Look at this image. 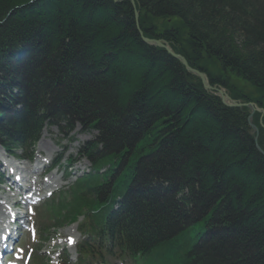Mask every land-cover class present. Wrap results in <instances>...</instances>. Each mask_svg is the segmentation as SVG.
<instances>
[{
  "label": "trees",
  "instance_id": "trees-1",
  "mask_svg": "<svg viewBox=\"0 0 264 264\" xmlns=\"http://www.w3.org/2000/svg\"><path fill=\"white\" fill-rule=\"evenodd\" d=\"M134 3L145 38L211 86L250 84L264 109V0ZM247 111L143 43L128 0H0L2 147L28 156L44 124L96 133L90 173L43 207L58 226L82 218L84 259L264 264V128Z\"/></svg>",
  "mask_w": 264,
  "mask_h": 264
},
{
  "label": "rangeland",
  "instance_id": "rangeland-1",
  "mask_svg": "<svg viewBox=\"0 0 264 264\" xmlns=\"http://www.w3.org/2000/svg\"><path fill=\"white\" fill-rule=\"evenodd\" d=\"M149 23H155L158 28L164 29L166 26H172L174 25V22L168 21L167 25L165 21H155L152 19L147 20ZM161 30V31H162ZM187 37L185 34V39L180 40L183 44H186L187 42ZM168 46L169 43L165 42ZM209 75L211 77L221 75L220 71L216 69L215 71H208ZM221 88L226 95H228L231 99L232 97H240L241 99L238 100L240 103H252L255 105V111L253 114H251V111L249 108H238V109H247L248 117L251 115V120H250V128L252 129L253 127L256 129V133L258 134L257 127L254 125L255 120L257 123L260 125V127L264 128V109L259 107L257 104L260 100V96L258 92L252 88V86L244 81H242L239 78H236L232 74H228V85L227 87H221ZM243 99V100H242ZM264 107V105H261ZM248 122V118H247ZM253 133L255 134L254 130L252 129ZM95 134L94 133H82L78 127H76L73 132L69 134H63L58 132L54 128H49V129H44L42 130L40 134L39 141L37 142L36 146L33 149V160L38 156L40 160H45L49 162L48 167H46L44 170H48L49 173L46 172L44 176H42V181L47 180L48 178L53 179L54 185L52 187H43L41 190V194L45 195L46 193L50 192L48 191L49 189H52L53 191H59L63 188H65L67 185H69L71 182L75 180L76 176L70 177L69 181L68 179L66 180L65 177L67 175V172L72 173L75 175L78 172L85 171L89 167V163L85 159H80L78 156V150L80 146L88 142L91 138H93ZM42 144H45V148H42ZM3 155V154H2ZM71 159L73 160V163L68 166L67 161ZM50 160V161H49ZM55 162V163H54ZM54 163L52 168L50 169L49 167ZM22 166H21V165ZM23 169L21 170V173H23L25 170L26 173L29 175L30 168L26 167L24 165H28L25 162L19 163ZM25 167V168H24ZM35 167L33 165L31 168ZM66 167L67 170H66ZM17 168V167H16ZM15 168V169H16ZM50 169V170H49ZM34 171H38L37 169H33ZM6 187V186H3ZM48 191V192H47ZM7 195H10L9 192L6 189H0V198L7 197ZM4 201V199L2 200ZM4 214V209L3 205L0 206V220L3 218ZM44 220L40 221L39 224L36 222V227L37 229L41 228L44 226ZM39 225V227H38ZM40 237H47L48 239L46 242L42 245L41 251H38L37 249L40 247L39 244L37 245V241L35 239L30 240V236L25 235L24 238H22V241H20V247L22 249V254L20 255L19 258V263L20 264H29L31 261L28 259V256L33 255V261H41L40 258L44 259H50L51 264L54 259V264L57 263V256L54 255L52 256L51 250L53 249H58V253H63V248L67 247L68 251L67 253L70 255V259H73V252L75 253V248L72 250H69L68 246L70 244V238L76 240V242L80 241L79 234L76 231L75 225L73 226H63L62 228L58 229L54 233H50L49 236H44L39 234L38 232V242L40 240ZM52 240V241H51ZM37 245V246H36ZM35 246L37 249H35ZM55 252V251H54ZM56 258V259H55ZM35 264V263H33Z\"/></svg>",
  "mask_w": 264,
  "mask_h": 264
},
{
  "label": "water",
  "instance_id": "water-1",
  "mask_svg": "<svg viewBox=\"0 0 264 264\" xmlns=\"http://www.w3.org/2000/svg\"><path fill=\"white\" fill-rule=\"evenodd\" d=\"M112 1L116 3L119 0H112ZM128 1H129L130 6L132 7V10H133L135 26L137 28L139 37L143 43H145L148 46L163 49L172 58L179 61L180 64L186 70V72L193 75V76H196L200 80L203 89L210 92V93L215 94L220 99V101L222 102V104L224 106L230 107V108H242V107L246 108L247 107L250 109L251 114H253L255 111H257L253 104H251V103L242 104L240 102L233 101L230 99V97L228 95H226L224 93V91L222 89L217 88V87H211L208 83L206 75H204L203 73H200L198 70L190 68L189 65L187 64L186 60L181 55L173 53L172 50L168 47V45L164 41L155 40V39H148V38L143 37L142 32L139 29V22H138L139 13L135 9L134 0H128ZM250 120H251V115H249V117H248V124H250ZM252 129L256 133V129L254 127Z\"/></svg>",
  "mask_w": 264,
  "mask_h": 264
},
{
  "label": "bare ground",
  "instance_id": "bare-ground-1",
  "mask_svg": "<svg viewBox=\"0 0 264 264\" xmlns=\"http://www.w3.org/2000/svg\"><path fill=\"white\" fill-rule=\"evenodd\" d=\"M42 148H45V144H42ZM0 157H3V155L1 153H0ZM41 164H43V162H42V160L40 161V159H39V161L36 162L35 167L31 168L33 165H26V167H29L30 168V171L29 172H37V175H38V172L40 171ZM22 169L23 168H20V170H22ZM33 169H37L38 171H34ZM26 171H28V170H25L24 173L26 174V176H28V174L26 173ZM20 173H21V171H20ZM52 178H48L47 182L45 183V186H52V185L55 184V183H53V179L54 178L53 179ZM25 180H27V179L25 178ZM15 181H18V180H15ZM9 183L11 184L12 182H9ZM22 187H24V186H22ZM28 188H30V187L28 186ZM19 194H23L22 189L21 190L19 189Z\"/></svg>",
  "mask_w": 264,
  "mask_h": 264
},
{
  "label": "snow or ice",
  "instance_id": "snow-or-ice-1",
  "mask_svg": "<svg viewBox=\"0 0 264 264\" xmlns=\"http://www.w3.org/2000/svg\"><path fill=\"white\" fill-rule=\"evenodd\" d=\"M70 242H71V238H70Z\"/></svg>",
  "mask_w": 264,
  "mask_h": 264
}]
</instances>
